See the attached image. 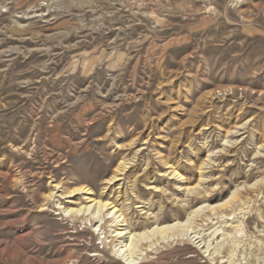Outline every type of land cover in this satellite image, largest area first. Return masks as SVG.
Returning <instances> with one entry per match:
<instances>
[{
	"label": "rangeland",
	"instance_id": "rangeland-1",
	"mask_svg": "<svg viewBox=\"0 0 264 264\" xmlns=\"http://www.w3.org/2000/svg\"><path fill=\"white\" fill-rule=\"evenodd\" d=\"M173 223L131 264H264V0H0V264Z\"/></svg>",
	"mask_w": 264,
	"mask_h": 264
},
{
	"label": "bare ground",
	"instance_id": "bare-ground-1",
	"mask_svg": "<svg viewBox=\"0 0 264 264\" xmlns=\"http://www.w3.org/2000/svg\"><path fill=\"white\" fill-rule=\"evenodd\" d=\"M20 149H22V148H19L18 150H20ZM125 168H126L125 163H120L116 167L114 174L108 179V181H109L108 183H111L113 180L117 181V180L122 179L119 175L123 174L122 172L125 170ZM22 181L23 180H21V182ZM20 184H22V183H20ZM83 190H85V193H87V194H92V190L90 188L83 187ZM66 193H67V195L70 194L69 195L70 199L67 200V203L68 202L69 203H76V200L74 199L75 194H72L73 193L72 191L71 192L67 191ZM50 195H52V194L50 193ZM48 198H49V195H48ZM85 199L87 200L88 204H85V205L78 204L77 207H67L66 211H67L68 215L72 216V217H76V218H81V217H84L87 214L88 211H90L91 207H93L94 209H99L100 210V209L108 207L110 204H112V203H108L107 201H104V200H101V199H96L92 195L88 196ZM110 209H112V210L109 211V213L115 212V214L119 210V209L116 208V204L112 205L110 207ZM115 214L112 217H115ZM121 221H125V219L123 218ZM176 224H178V223L166 224V225H162L160 227L159 226H155L151 230H146V231L141 232V233H133V234L129 230H127V228H125L126 231H124V232L118 231V228H116V230H115L116 233H115L114 237H115L116 241L121 239V241H120L121 247H123V248L125 247L123 250H121V252L124 251V254L126 252H129L128 254H130V257H131V259H129V263L131 264V263L135 262L134 258H136V252L134 253L133 248L131 249V247L128 246V243L125 244V241L132 240L131 242H133L136 237H140L141 239H143L146 236V234H149V233L155 231L156 229L157 230H161V229L162 230L163 229L166 230V229L174 227V225H176ZM118 225H123V224H118ZM126 237H127V239H126Z\"/></svg>",
	"mask_w": 264,
	"mask_h": 264
}]
</instances>
